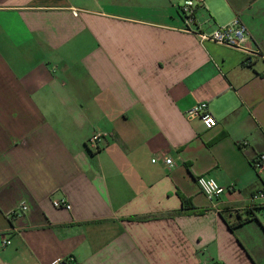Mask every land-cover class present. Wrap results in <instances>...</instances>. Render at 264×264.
Wrapping results in <instances>:
<instances>
[{
  "label": "crops",
  "instance_id": "1",
  "mask_svg": "<svg viewBox=\"0 0 264 264\" xmlns=\"http://www.w3.org/2000/svg\"><path fill=\"white\" fill-rule=\"evenodd\" d=\"M186 1L0 0V264L264 263V210L228 226L264 207V0H193L240 49L183 31Z\"/></svg>",
  "mask_w": 264,
  "mask_h": 264
},
{
  "label": "built area",
  "instance_id": "2",
  "mask_svg": "<svg viewBox=\"0 0 264 264\" xmlns=\"http://www.w3.org/2000/svg\"><path fill=\"white\" fill-rule=\"evenodd\" d=\"M180 13L183 19L184 28L183 31L187 33H193L197 35L202 43L213 42L221 45H225L231 48L240 49L246 42V29L238 23L218 28L213 32L207 34L200 32L199 29H193L196 23V5L193 0H187L183 6L180 7ZM77 15V12H74ZM187 118L189 120H201L205 128L212 129L217 126L216 118L210 113L207 103H198L190 111L187 112ZM105 135L95 134L87 142V146L91 151L97 152L99 150V143L103 140ZM155 162V161H153ZM166 165H172L173 161L170 158H164ZM253 167L257 171H264V151L260 153L255 161ZM196 183L202 192L209 200L213 201L220 198L228 188L221 186L215 179L208 176H199ZM252 201L264 200V190H260L252 196ZM53 205L57 209H65L70 211L72 209L71 204L67 199H60L53 201ZM18 214H22L28 210L25 204H22ZM10 241L4 242L5 245H9ZM54 264H73L72 259L59 261Z\"/></svg>",
  "mask_w": 264,
  "mask_h": 264
},
{
  "label": "trees",
  "instance_id": "3",
  "mask_svg": "<svg viewBox=\"0 0 264 264\" xmlns=\"http://www.w3.org/2000/svg\"><path fill=\"white\" fill-rule=\"evenodd\" d=\"M182 203H183V206H187L188 205V202L187 200L182 197ZM261 210H264V207H261V208H256V207H253V208H250V209H247L245 211V217H242V215L239 216V220L235 223V224H229V229L230 230H234L237 226H242L243 224L251 221V220H256L257 221V217H256V214L255 212L256 211H261Z\"/></svg>",
  "mask_w": 264,
  "mask_h": 264
},
{
  "label": "rangeland",
  "instance_id": "4",
  "mask_svg": "<svg viewBox=\"0 0 264 264\" xmlns=\"http://www.w3.org/2000/svg\"><path fill=\"white\" fill-rule=\"evenodd\" d=\"M183 5H184V4H183ZM183 5H181V6H183ZM261 217H263V218H264V215H262ZM263 218H262V219H263ZM263 264H264V263H263Z\"/></svg>",
  "mask_w": 264,
  "mask_h": 264
}]
</instances>
